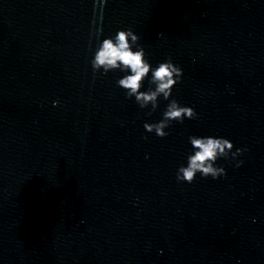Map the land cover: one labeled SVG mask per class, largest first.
<instances>
[{
  "label": "clouds",
  "instance_id": "9594fccd",
  "mask_svg": "<svg viewBox=\"0 0 264 264\" xmlns=\"http://www.w3.org/2000/svg\"><path fill=\"white\" fill-rule=\"evenodd\" d=\"M102 29H97L94 35L99 39ZM139 37L131 28L118 30L114 37H107L99 43L93 59L90 61L93 73L107 74L110 71L119 70L126 73L117 81V86L125 90L126 98H135V102L141 109L151 106L149 115L159 107V98L169 101L162 114V119L156 123H145L144 129L148 133H155L160 138L169 135L165 129L169 128L173 121L183 123L185 118L194 120L198 113L192 107L181 106L177 100L170 99L173 87L179 83L183 76V70L172 62L169 57L155 68L146 60L145 50L138 44ZM135 46L136 50H133ZM151 72L150 85L147 91H141L144 80ZM58 101H53L56 106ZM147 139V137H145ZM192 152L187 156V164L177 169L176 180L180 183L191 184L197 173L202 178L211 177L218 179L226 175L224 167L217 166V160L231 159L236 161L235 167L239 168L242 160L237 157L242 155L246 148H236L233 151V143L223 137L214 136H189Z\"/></svg>",
  "mask_w": 264,
  "mask_h": 264
}]
</instances>
